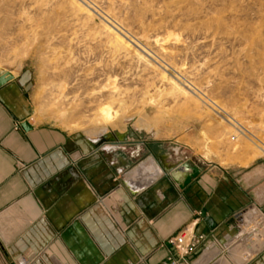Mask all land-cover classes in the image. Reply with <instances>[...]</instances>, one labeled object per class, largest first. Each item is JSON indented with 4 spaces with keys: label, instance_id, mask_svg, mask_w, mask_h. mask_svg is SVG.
<instances>
[{
    "label": "rangeland",
    "instance_id": "1",
    "mask_svg": "<svg viewBox=\"0 0 264 264\" xmlns=\"http://www.w3.org/2000/svg\"><path fill=\"white\" fill-rule=\"evenodd\" d=\"M12 80L36 123L89 136L109 110L104 133L158 140L169 163L264 164V0H0Z\"/></svg>",
    "mask_w": 264,
    "mask_h": 264
},
{
    "label": "crops",
    "instance_id": "2",
    "mask_svg": "<svg viewBox=\"0 0 264 264\" xmlns=\"http://www.w3.org/2000/svg\"><path fill=\"white\" fill-rule=\"evenodd\" d=\"M159 144L36 123L19 82L0 86V264H264V245L230 251L264 212V164L169 163ZM184 229L203 239L188 258L168 245Z\"/></svg>",
    "mask_w": 264,
    "mask_h": 264
},
{
    "label": "bare ground",
    "instance_id": "3",
    "mask_svg": "<svg viewBox=\"0 0 264 264\" xmlns=\"http://www.w3.org/2000/svg\"><path fill=\"white\" fill-rule=\"evenodd\" d=\"M77 5V4H76ZM84 9V8H83ZM86 10V9H85ZM80 13V12H79ZM86 13V12H85ZM89 14V13H88ZM84 17V16H83ZM89 21V20H88ZM110 32V31H109ZM108 32V33H109ZM107 33V34H108ZM106 34V35H107ZM114 34V33H113ZM115 35V34H114ZM105 36V35H104ZM116 38V37H115ZM121 38H119V41ZM112 41V40H111ZM116 41V40H115ZM123 41V40H122ZM157 41V39L155 40ZM162 41V40H161ZM159 42V41H158ZM126 43V42H125ZM124 43V44H125ZM155 43V42H154ZM157 43V42H156ZM117 47L119 48V43L117 42ZM129 45V44H128ZM127 45V46H128ZM157 45V44H155ZM161 45V43H160ZM158 46V45H157ZM121 48V45H120ZM123 48V47H122ZM162 48V47H161ZM128 50L130 48H125V50ZM124 50V51H125ZM157 50V49H156ZM159 50V49H158ZM120 51V50H119ZM123 51V53H124ZM131 51V50H130ZM126 52V51H125ZM129 51H127L128 53ZM114 53V52H113ZM161 54V53H160ZM124 55H126L124 53ZM123 55V56H124ZM132 55V54H131ZM163 56V54L161 55ZM120 59V58H119ZM164 61V60H163ZM115 62V61H114ZM117 62V61H116ZM126 62V61H125ZM132 64V63H131ZM151 68V67H150ZM153 68V67H152ZM156 71V70H155ZM189 73V72H188ZM147 74V73H146ZM149 75V74H148ZM152 75V74H151ZM146 76V75H145ZM164 77V76H163ZM184 77V76H183ZM147 80V79H146ZM179 80V79H178ZM159 81V80H158ZM170 81V80H169ZM145 82V81H144ZM172 82V81H171ZM170 82V83H171ZM146 83V82H145ZM144 83V84H145ZM168 83V82H167ZM173 83V82H172ZM182 83V82H181ZM187 84V83H186ZM174 85V83H173ZM169 86V83H168ZM176 86V84H175ZM174 86V88H176ZM172 87V84H171ZM172 89V88H171ZM177 89H180L177 87ZM61 90V89H60ZM192 90V89H191ZM176 91V90H175ZM178 91V90H177ZM181 90H179L178 92H180ZM177 93V92H176ZM184 93V91H183ZM156 94V93H155ZM170 94V93H169ZM175 94V93H174ZM181 94V92H180ZM186 94V92L184 93V95ZM175 96V95H174ZM177 96V95H176ZM178 98V97H177ZM211 105V104H210ZM100 110V109H99ZM104 110V109H103ZM109 111V110H107ZM104 112L103 114V118L102 119H106V120H102V125L101 127H89L86 130V133L89 134L90 136H100L102 135L106 130L107 127H111V128H118L119 125L121 124V120L114 118L115 116H111L108 112ZM103 112V111H102ZM115 115V114H113ZM126 119V118H125ZM139 120V119H138ZM80 127V125H78ZM84 126V125H83ZM75 127V125H74ZM87 127V126H86ZM72 128V127H71ZM77 129V128H76ZM74 128V130H76ZM73 130V129H72ZM80 130V129H79ZM236 132V131H235ZM240 134V133H239ZM85 135V134H84ZM261 149V148H260ZM147 170V169H146ZM136 186V185H135ZM246 219V224L243 226V230L242 233L240 235H243L241 240L239 239H235L237 241L234 242V246H232L230 248L231 251V257L233 260L235 261H239V258H241V256H247V255H251L252 252L255 250L257 251V249H260L263 245H264V219L263 216L261 214H258L255 212L250 211L249 213H247V216L245 217ZM1 221V220H0ZM1 224V223H0ZM3 228V227H2ZM5 230V229H4ZM230 247V245H229ZM208 256V255H207ZM230 259V258H229ZM225 264H230L229 260H225L224 262Z\"/></svg>",
    "mask_w": 264,
    "mask_h": 264
},
{
    "label": "built area",
    "instance_id": "4",
    "mask_svg": "<svg viewBox=\"0 0 264 264\" xmlns=\"http://www.w3.org/2000/svg\"><path fill=\"white\" fill-rule=\"evenodd\" d=\"M260 213L264 214V212ZM202 241L203 239L201 237L194 238L190 229H184L177 236L170 239L168 245L172 247L181 258H188L195 254L197 247Z\"/></svg>",
    "mask_w": 264,
    "mask_h": 264
},
{
    "label": "water",
    "instance_id": "5",
    "mask_svg": "<svg viewBox=\"0 0 264 264\" xmlns=\"http://www.w3.org/2000/svg\"><path fill=\"white\" fill-rule=\"evenodd\" d=\"M26 125H23V128H25Z\"/></svg>",
    "mask_w": 264,
    "mask_h": 264
}]
</instances>
